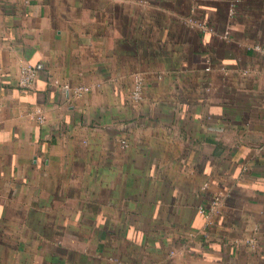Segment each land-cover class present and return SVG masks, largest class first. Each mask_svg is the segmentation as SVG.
Listing matches in <instances>:
<instances>
[{
	"label": "crops",
	"instance_id": "1",
	"mask_svg": "<svg viewBox=\"0 0 264 264\" xmlns=\"http://www.w3.org/2000/svg\"><path fill=\"white\" fill-rule=\"evenodd\" d=\"M0 264H264V0H0Z\"/></svg>",
	"mask_w": 264,
	"mask_h": 264
},
{
	"label": "built area",
	"instance_id": "2",
	"mask_svg": "<svg viewBox=\"0 0 264 264\" xmlns=\"http://www.w3.org/2000/svg\"><path fill=\"white\" fill-rule=\"evenodd\" d=\"M23 72L25 74V77L22 79L21 83L23 85H28L32 81L33 71H32L31 68L25 67V68H23ZM81 91H84V90H81ZM140 93H141V88H140V85L138 84L136 86L134 92H133V98L134 99H139L140 98ZM38 120H39V122H42L43 121V117L39 116ZM122 145L126 146L127 143L126 142H122Z\"/></svg>",
	"mask_w": 264,
	"mask_h": 264
}]
</instances>
